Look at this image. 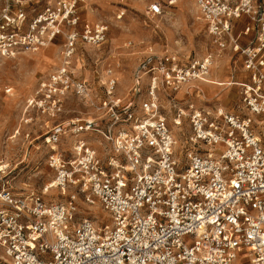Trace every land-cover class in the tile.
Here are the masks:
<instances>
[{
  "label": "built area",
  "instance_id": "1",
  "mask_svg": "<svg viewBox=\"0 0 264 264\" xmlns=\"http://www.w3.org/2000/svg\"><path fill=\"white\" fill-rule=\"evenodd\" d=\"M85 1L54 0L37 9L23 0H0V69L5 59L63 41L61 64L39 79L23 122L32 123L31 113L62 116L69 98L93 111L39 136L54 172L41 193L17 191L9 165H0L2 259L264 264V0H194L213 44L240 56L247 72L238 83V113L199 103L202 91L191 90L211 76L212 53L185 62L176 50L158 53L149 46L129 100L116 94L113 66L103 76V54L87 56L96 67L97 82H91L78 68L79 52L102 51L109 27L80 26L79 4ZM148 13L161 16L165 8L153 3ZM243 19L248 24L237 33ZM84 205L104 212L99 223L82 211Z\"/></svg>",
  "mask_w": 264,
  "mask_h": 264
},
{
  "label": "rangeland",
  "instance_id": "2",
  "mask_svg": "<svg viewBox=\"0 0 264 264\" xmlns=\"http://www.w3.org/2000/svg\"><path fill=\"white\" fill-rule=\"evenodd\" d=\"M23 1L27 7L40 9L54 0ZM172 1L174 0H86L80 3L81 27L100 22L109 27L108 42L103 45L102 51L91 48L79 52L77 65L82 74L91 82H97L93 76L96 67L92 61H87V56L92 58L103 54V76L106 68L113 66L118 80L116 94L121 98L128 96L129 100L131 88L135 84L134 72L151 45L158 53L163 52L166 47L176 50L185 62L212 53L215 63L213 72L208 77L210 80L217 77V70L219 77H224L240 67L238 56H234L232 62H229L226 58L231 54L218 51L213 44L204 21L199 18L194 0H176L170 5ZM153 3H160L165 8V13L152 17L148 8ZM62 43L60 38L55 44L38 53H25L13 59H5L0 69V165H9L8 171L12 173L8 178L17 191L35 190L41 193L54 176V172L46 165L48 148L43 145V138L39 137L49 129L45 122L50 118L31 113L28 117L32 118V123L27 125L22 121V109L39 79L61 64ZM199 84L202 83L195 82L197 88ZM6 87L12 88L10 94L4 92ZM220 87L214 86L216 89ZM229 90H232L234 98L224 101V104L238 113L241 88L225 86L219 92L222 95ZM161 100L165 107L163 112L170 120L172 112L167 105V96L162 95ZM90 113H93L91 108L69 98L62 119L85 117ZM60 119L61 116L58 120ZM185 128L184 131H188V127ZM175 132L179 133V130L176 128ZM28 134L29 137L26 136ZM33 140L35 142L32 143ZM49 192L59 193L57 190ZM82 211L97 223L104 215L98 206L84 205ZM2 256L3 251L0 249V264H6Z\"/></svg>",
  "mask_w": 264,
  "mask_h": 264
},
{
  "label": "crops",
  "instance_id": "3",
  "mask_svg": "<svg viewBox=\"0 0 264 264\" xmlns=\"http://www.w3.org/2000/svg\"><path fill=\"white\" fill-rule=\"evenodd\" d=\"M248 24V20H246V19H243V20H241V21H238L237 23H236V32L238 33L241 29H243L246 25ZM253 37V33H251V34H249L248 36H244L243 38H242V42L243 43H246L249 39H251ZM151 46H153V45H151ZM166 48H169V47H166ZM165 48V49H166ZM45 49H47V48H45ZM44 50V49H43ZM42 51V50H41ZM219 51V50H218ZM225 53L226 52H228V53H230L231 55L230 56H228V58H226V60H228L229 62L231 61L232 62V60H233V57H234V55H233V53L230 51V50H226V51H224ZM223 52V53H224ZM160 53V52H159ZM238 58H239V60H240V67L239 68H236V70H232L231 71V74L230 75H226V76H224V77H229L230 79H231V82L229 83V84H227V85H222L221 87H225V86H228V87H233V86H238V87H240L239 85H238V83L239 82H242V81H244L245 79H246V77H247V72L243 69V67H242V60H241V57L240 56H238ZM238 69V70H237ZM212 72L213 71H211V74H212ZM222 72V71H221ZM216 73H217V77H219V75L218 74H220V73H218V70L216 71ZM134 74H135V72H134ZM224 77H219V78H224ZM196 83H199V82H196ZM200 83H202V84H199L200 86H199V88H197L196 86H195V84L191 87V90L192 91H197L198 89H200L201 91H202V96L201 97H199V98H197V102H199V103H204V101L205 102H207L208 104H211V103H213V104H220V105H222L223 107H225L226 109H228V110H230L225 104H224V101H230V100H232L233 98H234V94H233V92H232V90H229L228 92H226L225 94H220V92H219V89L221 88H214V86H220V85H217V84H215V83H212V82H200ZM31 95V94H30ZM29 95V96H30ZM28 96V97H29ZM178 96L180 97V98H182L183 96H184V94L183 93H179L178 94ZM28 97H27V99H28ZM128 97V96H127ZM126 97V98H127ZM27 99L25 100V104H24V106H23V109H22V111H23V113H24V109H25V106H26V101H27ZM125 99V98H124ZM203 101V102H202ZM230 111H234V110H230ZM60 117V116H59ZM59 117H57V118H50V119H48V121H46L45 123H46V125H47V127H49V128H51L52 126H54V124H57V123H60V122H64V121H66V120H68V119H66V120H63L62 119V116H61V119L60 120H58V118ZM24 118H25V113H24V115H23V119H22V121L24 120ZM46 118H48V117H46ZM69 119H71V118H69ZM16 133H18V132H16ZM43 135V134H42ZM26 136H28V135H26ZM33 142H35V140H33L32 141V143ZM31 143V144H32ZM30 144V145H31ZM39 147V146H38ZM27 150V149H26ZM28 151V150H27ZM27 154V153H26ZM25 154V155H26ZM27 156V155H26Z\"/></svg>",
  "mask_w": 264,
  "mask_h": 264
},
{
  "label": "bare ground",
  "instance_id": "4",
  "mask_svg": "<svg viewBox=\"0 0 264 264\" xmlns=\"http://www.w3.org/2000/svg\"><path fill=\"white\" fill-rule=\"evenodd\" d=\"M215 63V62H214ZM214 65V64H213ZM207 82H212V83H215L217 85H227L231 82V79L229 77H226V78H219V77H213L210 79H207Z\"/></svg>",
  "mask_w": 264,
  "mask_h": 264
}]
</instances>
